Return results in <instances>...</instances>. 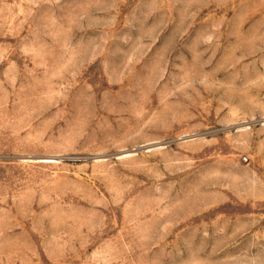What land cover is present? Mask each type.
Wrapping results in <instances>:
<instances>
[{
    "label": "rangeland",
    "instance_id": "obj_1",
    "mask_svg": "<svg viewBox=\"0 0 264 264\" xmlns=\"http://www.w3.org/2000/svg\"><path fill=\"white\" fill-rule=\"evenodd\" d=\"M0 264H264V0H0Z\"/></svg>",
    "mask_w": 264,
    "mask_h": 264
}]
</instances>
